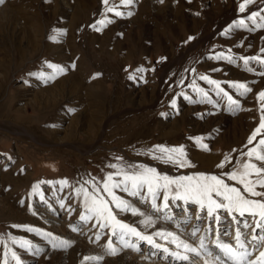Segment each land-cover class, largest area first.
Wrapping results in <instances>:
<instances>
[{
	"label": "rangeland",
	"instance_id": "rangeland-1",
	"mask_svg": "<svg viewBox=\"0 0 264 264\" xmlns=\"http://www.w3.org/2000/svg\"><path fill=\"white\" fill-rule=\"evenodd\" d=\"M240 2L135 0L121 9L133 15L109 13L114 22L107 26L97 23L104 18L102 0H6L0 5V236L5 240L9 233L24 236L41 249L27 252L10 240L7 245L0 243V264H4L6 247L14 248L23 264H81L85 255L103 252L99 245L107 237L99 243L90 241L99 231L98 225L93 227L94 221L78 231L69 227L78 223L82 211L73 188L86 174L102 177V170H108L105 165L115 156L155 165L169 174L218 173L216 165L229 153L235 163L237 154L232 149L243 148L260 120L264 102L258 101L257 93L264 90V77L246 71L242 61L234 65L208 57L229 48L252 55L264 47V29L222 34L234 19L247 15L238 12ZM260 7L264 5L257 0L248 11ZM93 24L100 30L91 27ZM61 29L66 30L62 37L50 38ZM190 36L194 39L189 40ZM46 61L68 70L47 83L29 75L52 71ZM252 66L259 70L258 65ZM141 67L145 69L143 79L140 74L129 79ZM201 74L221 81H246L253 90L236 97L241 108L234 112L212 92L209 94L220 103L219 108L176 96L184 93L199 100V94L187 85L195 78L208 88L198 80ZM182 77L184 83L179 84ZM223 86L236 95L227 84ZM173 98L177 99L175 108ZM69 108L76 111L70 113ZM196 136L206 138L209 151L190 139ZM161 143L185 145L196 167L177 170L137 155V149ZM61 178H68L71 185L63 191L59 184L40 185L48 204L38 196L29 198L38 181ZM57 200H63L65 206L61 208ZM189 211L195 215L197 208ZM121 218L137 219L123 214ZM238 219L253 223L247 215ZM14 224L42 228L74 243L66 249L52 248L41 235L13 228ZM140 248V252L125 248L116 255H105L99 264H173L161 254L152 256L154 250L146 244L141 243ZM8 264H15L10 254Z\"/></svg>",
	"mask_w": 264,
	"mask_h": 264
},
{
	"label": "snow or ice",
	"instance_id": "snow-or-ice-1",
	"mask_svg": "<svg viewBox=\"0 0 264 264\" xmlns=\"http://www.w3.org/2000/svg\"><path fill=\"white\" fill-rule=\"evenodd\" d=\"M5 2L6 0H0V5ZM134 2L135 0H102L105 6L104 18L97 23L103 26L113 23V19L107 15L109 13L115 17L133 15L132 11L121 9H127ZM160 2L163 3V0ZM256 2L257 0H242L238 5V12L247 15L234 19L222 34L264 29V14H262L264 7L248 11L249 6ZM260 3L264 5V0H260ZM91 27L97 28V24ZM65 32L66 30H57L50 38L56 39L57 35L62 37ZM188 39L192 40L194 37L190 36ZM243 46L241 41L239 47ZM208 59L227 61L234 65L242 61L246 71L264 77V47H260L258 52L252 55L237 54L229 48L216 52ZM45 63L52 71H40L29 75L38 76L47 83L68 70L60 64L48 61ZM253 63L259 66V70L252 66ZM71 67L75 68V64ZM144 71L143 67L137 68L135 73L129 74V79H137V74L143 79ZM191 71L195 73V69ZM198 80L205 82L208 88L198 84L195 78L187 86L194 93L199 94V100H193L192 96L184 93H177L176 96L183 95L184 99L193 103L207 102L219 108L220 103L209 94L212 92L225 101L228 111L234 112L241 108V101L236 97H244L253 90L246 81H221L208 74L199 75ZM183 83L182 77L179 84ZM225 84L235 91V96L223 86ZM257 99L264 102V90L257 93ZM171 105L173 108L176 107V98L171 99ZM260 110V120L250 133L246 144L242 149H232V153L237 154L235 163L231 153L225 154L216 165L220 170L218 173L193 171L188 174H169L155 165L140 161L132 162L122 156H115L105 165L108 170H102V177L86 174L76 180L75 184L78 186L73 188V192L75 198L80 201L82 211L78 223L70 224L69 227L72 231H78L82 225L94 221L93 227L98 225L99 231L95 233V240L90 238V241L99 243L102 238L107 237L106 242L99 245L103 252L85 255L81 264L86 262L99 264L104 260L105 255H116L125 248L140 252L141 243L154 250L151 252L152 256L161 254L162 258L171 259L173 264H198L200 260L203 264H264V103L260 104ZM68 111L74 113L76 109L69 108ZM160 115L168 114L160 113ZM190 139H193L203 150H210L208 143L204 142L206 139L204 136ZM137 155L148 157L160 165L177 170L196 167L189 159L185 145L170 146L163 143L151 145L137 149ZM228 165L231 167H227ZM41 184L53 187L59 184V191L71 186L68 178H61L58 181H38L33 185L29 198L38 196L39 201L45 204H48V201L40 189ZM20 203L23 205L25 201L21 200ZM57 203L61 208L65 206L63 200H57ZM192 207L197 208L195 215L189 211ZM29 208L34 211L31 204ZM121 214L137 219L129 222L121 218ZM246 215L252 218L253 223H249L247 219H238ZM193 219L196 221L194 224ZM225 221L228 223L225 224ZM241 224L244 230L239 226ZM189 225H191L190 229ZM12 227L23 228L41 235L52 248L66 249L74 243L42 228L16 224ZM7 237L8 239L5 240L0 236V243L7 245L10 240L13 245L27 252L41 251L39 246L24 236L9 233ZM9 254L15 264H23L18 252L14 248L7 247L4 252V264H8Z\"/></svg>",
	"mask_w": 264,
	"mask_h": 264
},
{
	"label": "bare ground",
	"instance_id": "bare-ground-1",
	"mask_svg": "<svg viewBox=\"0 0 264 264\" xmlns=\"http://www.w3.org/2000/svg\"><path fill=\"white\" fill-rule=\"evenodd\" d=\"M36 99H37V97H36Z\"/></svg>",
	"mask_w": 264,
	"mask_h": 264
}]
</instances>
